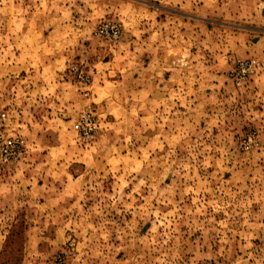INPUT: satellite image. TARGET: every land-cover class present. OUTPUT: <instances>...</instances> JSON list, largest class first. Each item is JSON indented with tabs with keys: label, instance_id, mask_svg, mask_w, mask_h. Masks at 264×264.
<instances>
[{
	"label": "rangeland",
	"instance_id": "obj_1",
	"mask_svg": "<svg viewBox=\"0 0 264 264\" xmlns=\"http://www.w3.org/2000/svg\"><path fill=\"white\" fill-rule=\"evenodd\" d=\"M0 108V264H264V0H0Z\"/></svg>",
	"mask_w": 264,
	"mask_h": 264
},
{
	"label": "built area",
	"instance_id": "obj_2",
	"mask_svg": "<svg viewBox=\"0 0 264 264\" xmlns=\"http://www.w3.org/2000/svg\"><path fill=\"white\" fill-rule=\"evenodd\" d=\"M100 35L111 38L118 42L121 37V26L117 22H110L100 27ZM6 120V112L0 108V127L3 125ZM76 129L80 134L85 137L92 136L93 132L96 129V123L94 117L92 116L91 111L84 114L81 119L75 125Z\"/></svg>",
	"mask_w": 264,
	"mask_h": 264
}]
</instances>
